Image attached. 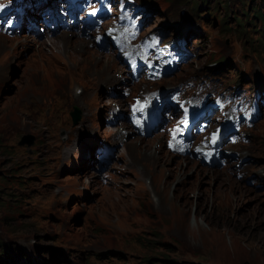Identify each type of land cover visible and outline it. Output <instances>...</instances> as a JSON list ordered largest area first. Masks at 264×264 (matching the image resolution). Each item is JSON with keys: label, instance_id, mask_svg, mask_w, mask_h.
I'll list each match as a JSON object with an SVG mask.
<instances>
[{"label": "rangeland", "instance_id": "1", "mask_svg": "<svg viewBox=\"0 0 264 264\" xmlns=\"http://www.w3.org/2000/svg\"><path fill=\"white\" fill-rule=\"evenodd\" d=\"M209 1L195 10L193 0H137L150 11L146 31L165 40L181 32L196 53L156 83L134 81L109 50L116 80L90 88L68 44L64 51L45 40L41 50L44 38L0 34V264H264V101L249 143L229 146L233 156L221 166L168 151L156 136L162 129L125 137L127 124L113 120L128 109L125 91L188 80L252 96L264 89V18L252 16L255 8L264 15V0L246 1L251 17L240 32L243 1L229 2L230 30L222 26V4L210 18L197 17L218 0ZM81 43L89 56L99 50L81 39L70 48L79 51ZM75 107L82 111L77 125ZM112 127L119 132L109 138ZM28 134L31 146L20 143ZM108 148L116 152L105 183L97 160ZM141 150L163 154L165 163L151 171ZM171 199L180 204L173 214Z\"/></svg>", "mask_w": 264, "mask_h": 264}, {"label": "bare ground", "instance_id": "2", "mask_svg": "<svg viewBox=\"0 0 264 264\" xmlns=\"http://www.w3.org/2000/svg\"><path fill=\"white\" fill-rule=\"evenodd\" d=\"M175 35L178 36V33H176ZM72 41H75V40L68 39L67 37H61V38L55 39L53 44H56L57 45V46L55 45L56 47L64 51H66L65 48H66V45L68 44L69 47L68 46L67 47H68L69 53L74 58V62H75L74 64L78 66L79 65L84 66V75L86 76L85 80L87 82V86H89L90 88H93L94 86H97L98 84L102 82L111 81L109 83H112L116 80L115 71L119 68V65L117 64L115 58L111 57L114 54H112L109 50H105V49L100 50V48H98L99 49L98 51H95L93 55L89 56L87 54L86 46L84 43L77 45L76 48L80 49L79 51L75 50L74 48H70ZM37 43L41 44V50H43L44 47L46 48L47 42L45 40H38ZM115 57H118V56H115ZM261 99H264V94H262ZM121 115H123V113L118 112L117 114L114 115V118H121ZM166 121H167V117L162 119L161 124H165ZM115 128L116 127L111 128V131L108 135L109 138L111 136L114 137L117 134V130L113 131L115 130ZM156 136L161 137V138L163 137L161 133H157ZM113 152L115 153L116 151H113ZM141 152H144L145 154L147 153L146 157L144 158H148V157L150 158L148 166L150 167L151 171H153L158 165L165 163L166 158L164 157L163 154L156 155L153 152L148 153L149 150H141ZM90 158L94 159L96 157L92 153ZM113 159H114V154H112L110 158L105 159L102 164L100 163L99 164L100 166H104L106 164L108 165ZM92 163L93 161L91 160L90 164ZM220 171H221L220 169H216L213 173H215L218 176L223 175ZM98 178H99V174H97V177L94 179V181H98ZM109 196H110L109 198L110 203L113 206V202L116 201V199L112 196V193H110ZM169 202L172 204V214H173L174 210L177 209L178 205L180 206V204L176 205L177 202L174 199H171ZM117 205H118V202H117ZM114 207H118V206H114ZM174 231L182 232L185 235V237L189 238L188 234L183 229L174 230Z\"/></svg>", "mask_w": 264, "mask_h": 264}, {"label": "trees", "instance_id": "3", "mask_svg": "<svg viewBox=\"0 0 264 264\" xmlns=\"http://www.w3.org/2000/svg\"><path fill=\"white\" fill-rule=\"evenodd\" d=\"M194 1V9L195 10H198L199 8H203V7H206V4L209 3V4H212L210 3L209 0H198L197 2L195 0ZM242 10H244V13L246 14V16L244 15H239L237 14L236 15V22H237V26L238 28L236 29L237 31H242L243 29H245L247 27V22L248 20L250 19V11L249 9H246L244 7L245 3L247 0H242ZM229 2L230 0H218L217 1V5H215V7H212V5H209L210 9L209 11H206L205 13H203L202 15H197V17L203 19V18H210V14L214 15L215 11H219L220 9V5L222 4L223 6H225V11H227V13L224 14V16L221 18V21H222V26L224 28V30H230L232 29L233 27H229L228 26V7H229ZM197 4V5H196ZM207 14V15H206ZM255 18H264V15L261 11V9L259 8H255L253 10V15ZM260 32H262L264 34V28H260ZM3 250H0V252H2ZM1 255V254H0Z\"/></svg>", "mask_w": 264, "mask_h": 264}, {"label": "water", "instance_id": "4", "mask_svg": "<svg viewBox=\"0 0 264 264\" xmlns=\"http://www.w3.org/2000/svg\"><path fill=\"white\" fill-rule=\"evenodd\" d=\"M71 116L73 119V123L75 125H77L81 118H82V111L80 110V108L75 107L74 111L71 112ZM35 141V136L32 134H28L27 136L25 135L22 139V141H20L21 144H27L28 146H31Z\"/></svg>", "mask_w": 264, "mask_h": 264}]
</instances>
